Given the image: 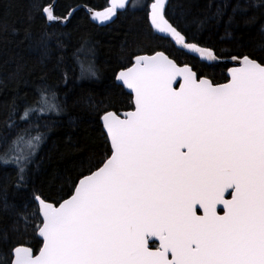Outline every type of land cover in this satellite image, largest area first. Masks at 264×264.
I'll use <instances>...</instances> for the list:
<instances>
[{"label":"snow or ice","instance_id":"obj_1","mask_svg":"<svg viewBox=\"0 0 264 264\" xmlns=\"http://www.w3.org/2000/svg\"><path fill=\"white\" fill-rule=\"evenodd\" d=\"M125 7L126 0H112L92 18L110 21ZM36 10L49 23L61 19L51 4L37 2ZM148 17L179 47L240 66L228 68L221 84L164 52L135 55L116 75L134 93V110L124 119L104 111L110 149L59 206L33 190L43 247L34 256L15 246L8 264H264V61L200 46L170 22L164 0H154ZM92 55L87 45L77 52L81 79L96 74ZM64 110L46 86L22 109L13 107L5 124L15 133L0 137V166L14 167L17 188L27 184L45 139L42 121Z\"/></svg>","mask_w":264,"mask_h":264},{"label":"trees","instance_id":"obj_2","mask_svg":"<svg viewBox=\"0 0 264 264\" xmlns=\"http://www.w3.org/2000/svg\"><path fill=\"white\" fill-rule=\"evenodd\" d=\"M37 2H55V16L65 19L77 9L66 25L49 23L37 12ZM151 2L133 0L113 23L99 26L88 11L106 8L109 0H0V137L15 133L5 121L13 107L22 109L33 99L38 87L55 90L65 101L61 115L42 121L48 128L42 129L45 139L27 184L17 188L14 167L0 166V264H8L15 246L35 253L42 246L34 230L40 220L33 215V190L59 204L74 191L80 174H88L109 151L101 117L106 110L134 108L116 75L135 55L163 51L216 83L228 81L227 63L201 62L155 33L148 17ZM166 13L189 39L218 55L248 54L264 61V0H169ZM82 45L93 51L94 77L80 78L76 55ZM25 212L27 222L21 219Z\"/></svg>","mask_w":264,"mask_h":264},{"label":"water","instance_id":"obj_3","mask_svg":"<svg viewBox=\"0 0 264 264\" xmlns=\"http://www.w3.org/2000/svg\"><path fill=\"white\" fill-rule=\"evenodd\" d=\"M131 1H132V0H126V7H125V9H124V10H119V9H118V10H117V14H116L113 18H111L110 21L99 22V21L94 20L92 17H93L96 13H104L106 10H108V9L111 8V6H112V0H109L108 6H107L106 8H104V9H99V10H91V15H90L91 20H92L94 23H96V24H98V25H100V26L106 25V24L112 22L113 20H115V18H116L117 15L119 14V12H123V11L127 10V8L129 7ZM164 2H165V4H166V10H167V6H168V3H169V0H164ZM152 3H154V0H152ZM152 3H151V4H152ZM52 7H53V10H54L55 2L52 4ZM74 11H75V9L71 12V14H72ZM69 18H70V17L68 16L67 19H69ZM67 19H65V22H66ZM65 22H64V23H65ZM149 22H150V21H149ZM150 25H151V24H150ZM151 27H152V26H151ZM154 31H155V30H154ZM155 33L158 34V35H160V36L170 38V37H168V36H166V35H164V34H160V33H158L157 31H155ZM170 39H171V38H170ZM171 40H172V39H171ZM172 41L174 42V40H172ZM174 44H175V42H174ZM175 46H176L179 50L184 51L185 53H187V54H189V55H191V56L197 58V59L200 60L201 62H204V63H207V64H220V63H227L228 65H230L229 68L240 66L239 64H237V63H235V62H232L230 59H224V60H221V61L218 62V63L208 62L207 60H204L203 58L199 57L198 54H193V53H191L190 51H187V50H185V49L179 47V46L176 45V44H175ZM161 52H162V51H161ZM164 53H165V52H164ZM152 54H154V53H152ZM152 54H141V55H149V56H150V55H152ZM165 54L168 55L167 53H165ZM168 56H169V55H168ZM169 58H170V59H173V60L178 64V66H181V67H182V66L184 65V64H182V63H179L177 60H175V59L172 58L171 56H169ZM257 62H259V61H257ZM133 63H134V61H133ZM133 63H132L131 66H129V67H127V68H131V67L133 66ZM241 63H242V62H241ZM188 65L191 66V67L193 68L194 71H196L192 65H190V64H188ZM122 70H123V69H122ZM120 71H121V70H120ZM120 71H119V72H120ZM119 72H118V73H119ZM196 72H197V71H196ZM197 73H198V72H197ZM227 76H228V78H230V73H229L228 71H227ZM204 77H205V76H204ZM177 81H178V82H173V88H175V89L178 90L179 87H180V84L183 83V80H182L181 77H177ZM116 82H117L119 85H121V86H122V87H123V88H124L129 94H131L132 97H133L134 93H132V90L128 89L127 86L124 85L122 82L117 81V80H116ZM227 82H228V81H227ZM227 82H225V83H227ZM222 84H223V83H222ZM133 110H134V108L131 109V110H128V111H122V112H119V113L116 112V113L120 116L121 119H124V118L126 117V114H127L128 112H130V111H133ZM112 112H115V111L112 110ZM101 121H102V119H101ZM102 125H103V122H102ZM103 129H104V131H105V133H106V130H105L104 126H103ZM106 135H107V133H106ZM108 140H109V139H108ZM109 143H110V141H109ZM225 198H226V199H230V197H228L227 195H226ZM50 203H51V202H50ZM53 204H54V203H53ZM54 205H55V206H59V205H56V204H54ZM217 207H218V212H219V209H221L223 206H222V205H218ZM200 214H202V211H201ZM219 214H223V213L220 212ZM38 237H39L40 240L43 241V238H42V237H40L39 235H38ZM25 247L30 248V249L32 250L34 256L39 255V251H40V250L35 254L34 250H33L31 247H29V246H25ZM42 247H43V244H42ZM42 247H41V248H42Z\"/></svg>","mask_w":264,"mask_h":264},{"label":"bare ground","instance_id":"obj_4","mask_svg":"<svg viewBox=\"0 0 264 264\" xmlns=\"http://www.w3.org/2000/svg\"><path fill=\"white\" fill-rule=\"evenodd\" d=\"M133 1V0H132ZM132 1H131V3H132ZM131 3H130V5H131ZM152 3V2H151ZM151 3H150V5H151ZM169 4V3H168ZM130 5H129V7H130ZM150 5H149V7H150ZM128 7V8H129ZM127 8V9H128ZM167 8H168V6H167ZM75 10L77 9V8H74ZM73 9V10H74ZM73 10H71V12L73 11ZM96 10V9H95ZM98 10V9H97ZM75 12V11H74ZM74 12L69 16V14L67 15V17L69 16L70 18L72 17V15L74 14ZM89 12V11H88ZM124 12V11H123ZM119 13H122V12H119ZM90 15V14H89ZM119 15V14H118ZM118 15H117V17H118ZM66 17V18H67ZM117 17L115 18V20L117 19ZM69 18V19H70ZM69 19H67L66 20V22H65V18H61L60 20H58V21H54V22H51V23H62L63 25H66L67 23H68V20ZM90 19H91V17H90ZM115 20H113L112 22H110V23H108V24H106V25H103V26H107V25H110L111 23H113ZM92 21V20H91ZM65 22V23H64ZM93 22V21H92ZM96 24V23H95ZM98 25V24H97ZM100 26V25H99ZM158 35V34H157ZM160 36V35H159ZM163 37V36H162ZM164 38H167V37H164ZM167 39H170V38H167ZM171 40V39H170ZM172 41V40H171ZM172 43L174 44V42L172 41ZM175 45V44H174ZM176 47V46H175ZM177 48V47H176ZM163 52V51H162ZM117 83V82H116ZM118 84V83H117ZM101 123H102V121H101Z\"/></svg>","mask_w":264,"mask_h":264},{"label":"rangeland","instance_id":"obj_5","mask_svg":"<svg viewBox=\"0 0 264 264\" xmlns=\"http://www.w3.org/2000/svg\"><path fill=\"white\" fill-rule=\"evenodd\" d=\"M133 2V1H132ZM132 4V3H131Z\"/></svg>","mask_w":264,"mask_h":264}]
</instances>
